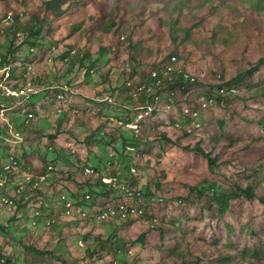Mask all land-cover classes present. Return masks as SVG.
Wrapping results in <instances>:
<instances>
[{"label":"rangeland","instance_id":"1","mask_svg":"<svg viewBox=\"0 0 264 264\" xmlns=\"http://www.w3.org/2000/svg\"><path fill=\"white\" fill-rule=\"evenodd\" d=\"M46 1L0 0V52L12 48V61L32 64L42 89L31 102L40 113L34 128L17 148L0 143V153L16 152L22 173L53 167L34 209L57 222L34 226L29 210H0V255L13 264H61L57 257L69 264H264V64L247 72L264 57V0ZM34 26L41 43L18 49L23 35L16 32L26 37ZM69 47L76 52L63 62L60 50ZM170 53L197 83L174 96L164 90V108L145 122L143 159L116 155L100 136L115 133L106 118L129 110L130 91ZM219 83L237 92L218 96L196 121L185 118L183 109L215 94ZM105 94L113 103L101 100ZM197 146L216 157L214 167ZM118 162L126 165L121 186L141 192V200L120 190L106 195L98 177L83 176L91 167L112 177ZM212 184L255 195L241 192L222 213ZM59 195L74 202L90 196L81 210L93 220L120 203L144 215L127 222L65 218Z\"/></svg>","mask_w":264,"mask_h":264},{"label":"built area","instance_id":"2","mask_svg":"<svg viewBox=\"0 0 264 264\" xmlns=\"http://www.w3.org/2000/svg\"><path fill=\"white\" fill-rule=\"evenodd\" d=\"M9 17L5 18L4 21H8ZM74 49H71L67 56L74 53ZM67 56H65L64 61H67ZM11 66H0V93L5 96V98H10L18 103H23L31 94L38 92V89L33 85V79L37 77V72L33 65H29L25 70L26 85L23 89H18L12 86L11 81ZM181 72L183 80L185 83L192 84L198 81V78L191 72L185 69L181 71L178 66V60L176 55H172L167 59V62L159 67L150 70V82H140L131 91L130 95L134 101L141 99V97L146 98L145 102L138 104L134 107L133 105L127 106L129 110L125 111L123 114L113 113L110 114L106 121L112 126L115 131L121 130L125 134L130 136L134 142L132 145H127L125 147L126 152L132 156L135 161L143 159L145 157V152L142 150L141 146H136L134 143L139 142L143 136L145 122L152 116L156 109H159L164 103H162L163 96H166L167 88L164 86L165 79L169 82L176 80V70ZM17 83V81L15 80ZM187 85V84H186ZM184 88V86H182ZM237 90L234 87H225L223 83H219L215 89V94L208 96L205 99H200L196 106L185 107L183 109L184 117H188L194 121L200 117V110L206 109L211 105L216 103V98L218 96L234 95ZM170 96L173 93L170 92ZM150 97V99H148ZM22 98V101L20 100ZM62 96L58 95L57 99H61ZM101 100L108 104L113 103V97L105 94ZM16 105V106H17ZM133 106V108H132ZM171 104H166L165 108L170 110ZM15 106L2 105L0 108V121H8L7 113L13 110ZM29 118L32 114L28 115ZM199 126V125H197ZM176 127H180V123L177 121ZM11 137H5L7 142L12 144H19L22 142L21 134L13 132L10 129ZM121 133H119L120 135ZM52 171L51 166L48 167L47 173L40 175L35 180L32 176L25 172H19L18 162L14 155H9L8 157L0 159V210H7V212L17 211V201L25 204V210L30 212L29 219L32 220V225H36L40 217L43 214L39 210L34 209V202L39 198L37 193L41 188L47 184L50 179V172ZM131 173H135V169L131 170ZM21 175V177H20ZM83 176L85 178L98 177L97 173L92 168H86L83 170ZM24 178V180H21ZM21 180V181H20ZM101 183L107 187L112 188L115 191H122L128 200H141V194L136 191H132L125 186H121L118 177L102 176ZM90 196H85V201H89ZM59 205L61 207L63 216L65 218H72L74 214H77L79 218L86 219L89 218L85 212L81 209L75 208V202L64 195H59L58 198ZM36 204V203H35ZM144 215V210L138 205L120 203L114 206H107L102 209L99 214L94 218L97 222H110V221H122L127 222L131 220H136ZM45 227H51L55 225L57 220L52 217H42L41 218ZM83 245V244H81ZM2 262H4L2 260ZM5 263V262H4ZM13 264V263H8Z\"/></svg>","mask_w":264,"mask_h":264},{"label":"trees","instance_id":"3","mask_svg":"<svg viewBox=\"0 0 264 264\" xmlns=\"http://www.w3.org/2000/svg\"><path fill=\"white\" fill-rule=\"evenodd\" d=\"M50 3H51V1L50 0H47L45 2V5L47 7H49L50 6ZM18 28H20V27H17V29ZM32 30L36 31V33H35L36 34V37L34 39H32V37H31L32 36L31 35L32 34ZM41 30L42 29L39 26H34L30 30L29 29H25V32L26 33L29 31V34L26 35V37H25L24 33H22L21 31L16 32L15 35H23V41L21 43H18V49H20L22 46H24L27 43H30V44L35 45V46L38 45L39 42L41 43V36H40ZM70 50H71L70 47L69 48H65V49L63 48L62 50H60V55L63 56L62 57V61L63 62H67L69 56H71V55L67 56V54L69 53ZM34 51H35V49H33V48H31L29 50V52H31V53L34 52ZM75 52H76V49H75ZM14 53L15 52H14V50L12 48H9L8 51H7V53H5V54L0 52V66H2V67L6 66V65L11 66L12 69H11V72H10L11 73V81H10V83L15 88L23 89L24 86L26 85V77L24 75H25V73L27 71L25 69L29 65H32V64H30V63H23V64H21V63H19L17 61H12L15 58L14 57ZM172 55H176L177 56V60L179 59L177 54L170 53L168 56H166V58H164L160 62V64L158 66H155L153 68H159V67L163 66L167 62V59L170 56H172ZM65 56L68 57L67 58V61H64ZM78 59H79V56H78ZM81 62H82V60H80V63ZM263 64H264V57L260 58L257 61V63L252 68H250L247 71L248 74L252 75ZM185 69L181 68L180 70L181 71H185ZM180 73L181 72H178V69H177L176 70V75H178V76H176L177 79L174 80L173 82H169L167 79H165V82H164V86L168 89L169 93L170 92L173 93V96L175 95V89L185 90V88L192 87V86H194L197 83V82L192 83V84L185 83L184 80H183L182 74H180ZM39 77H38V74H37V77L35 78V80L33 79V81H32L33 82V85L35 87L37 86V81H39V79H40ZM15 80L17 81V83L15 82ZM150 81H151L150 72H147V76L143 80H141L140 82H142V83L146 82L147 83V82H150ZM232 81H235V78L232 79ZM140 82H138V83H140ZM229 82H231V81H228V83ZM138 83H136V85ZM182 86H184V88ZM176 87H178V88H176ZM229 87H234L236 89L235 86H229ZM37 89H38V92L37 93L31 94L22 104L21 103H18L20 105H17L15 103V100H13V99H10V98H7V97L5 98V96L3 97V95L0 93V108L2 107V105H6V106H12L13 105V106H15V108L13 110H11V111H9L7 113V119H8V121H0V143L1 144H4V145L12 144L10 142H7L6 139H5V137H7V136L8 137H11V134H10V129H11V130H13V132H17L18 131L21 134V136H22V142L21 143H19V144H12V145H14V147L17 148L18 146H21L23 144V142H24L23 141V135H25V133H26L25 129H28L29 127L34 128V126H32V125H33L34 121L39 118L40 113L38 112V110H36L34 104L31 105V102H32L33 97H38V95L40 93H42V89H41V91H40L39 88H37ZM47 89H50V87H48ZM54 92L55 91L52 90V93L53 94H54ZM211 95L212 94H210L209 96H211ZM57 96L58 95L55 94V96H54L55 101H57ZM130 98H131V102H133L132 104H133L134 107L138 104V102L139 103H141V102L143 103L146 100V98L144 96V97H141V99L137 100L136 101L137 103H136V102H134V100L132 99L131 96H129V99ZM148 99H150V97ZM20 100L22 101V98ZM140 100H141V102H140ZM217 102H220V101L217 100ZM132 104L130 103L129 105L131 106ZM133 106H132V108H133ZM162 107L164 108V106L162 105L159 109H156L153 112L152 116L154 114H156V112L159 111ZM29 114H32V117L31 118L28 117ZM20 120L22 121L21 123H19ZM119 133H121V134L119 135ZM109 135L103 134L102 131L100 132V136L101 137L109 138L110 141L108 143V146L110 148H113L114 149V151L116 152V155H118V154L122 155V154L125 153L126 155H128L130 157L131 155H129L126 152L125 147L127 145H132V142H134L132 140V138H130V136H128L127 134H125L124 131L122 132L121 130L115 131L114 134H109ZM142 138L143 137H141L140 139L142 140ZM100 139H103V138H100ZM141 140L139 142H135L134 144L136 146H139L141 144L140 143ZM194 150H195V152L197 154L202 155L207 160L209 166L214 167L216 165V162H217L216 157H212V155L209 152H205V150L202 149L200 146L195 147ZM13 152H15V151H13ZM9 155H14L16 157L17 162H18L19 172H20L22 170V166H21V163H20V156L16 155V152L15 153H10V152L4 153V152H2V153H0V159L2 160L3 158L8 157ZM130 159H132V156H131ZM118 163L119 164L116 163V165H117V173H115L112 177H118V179H119V177L122 174V170L124 169L123 167H125L126 165L124 163H122V162H118ZM49 166H51V165L50 164L47 165V167L40 174H38V175H32L28 171H26L25 173H28L29 175H31L32 176V179L35 180L40 175H43V174L47 173ZM51 168L53 170V167L52 166H51ZM88 168H91V167H88ZM84 169H86V168H84ZM92 169L98 175L97 180H98L99 186L102 185L103 187L109 189V192L110 193L109 194H106V195H111V194L118 193V191H115L112 188L107 187V186H105V185H103L101 183V177L102 176H107V175H99L98 174V171H96L95 168H92ZM126 169L128 170V174L129 175H133L131 173V170L134 169V168H131L129 166ZM51 172H50V174H51ZM119 181H120V179H119ZM211 186H212L211 191H212V195H213V201L218 205L219 210L222 213L229 207L230 200L232 198H238L239 197V194L241 192L242 193H245L249 197H252V196L255 195L254 191L251 190L249 187L246 188V189L235 188V190L233 192L225 193L223 190H221L219 187H217L216 184H212ZM199 192L202 194L201 191H199ZM39 193H40V191L37 193L38 196H39ZM139 193L141 194V192H139ZM86 196H88V195H86ZM135 200H137V199H135ZM83 202H85V196H83V198H81V200L79 202H75V208L76 209H81ZM263 203H264V200H263ZM16 206H17V210L18 209L22 210L23 213L27 216L28 212L27 211L24 212V208L26 207L25 204H23L22 202L17 201V205ZM75 215H77V214H74L73 217ZM27 217H29V215ZM42 217H45V216H42ZM42 217L39 218L40 221H41V218ZM77 217L79 218L78 215H77ZM79 219L80 220H86V219H92V218L89 217V218H86V219H82V218H79ZM40 221H38V222H40ZM92 221H94V220L92 219ZM34 226H36V225H34ZM144 237H145V233H142L139 236V240H141ZM31 249L34 252H36L37 254H46V253L49 254L50 253L49 251L38 250V249H35V248H31ZM0 257H1V260L0 261L2 262V260H3L5 262V263L2 262L3 264L11 263V262L8 261V259H6V256L5 255H2V256L0 255ZM57 260L60 261L61 264H69L68 262H66L61 257H57Z\"/></svg>","mask_w":264,"mask_h":264},{"label":"clouds","instance_id":"4","mask_svg":"<svg viewBox=\"0 0 264 264\" xmlns=\"http://www.w3.org/2000/svg\"><path fill=\"white\" fill-rule=\"evenodd\" d=\"M71 49H74V48H71ZM75 50V49H74ZM75 52V51H74ZM118 114H122V113H118Z\"/></svg>","mask_w":264,"mask_h":264}]
</instances>
